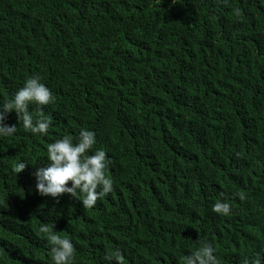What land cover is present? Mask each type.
Returning <instances> with one entry per match:
<instances>
[{
  "label": "trees",
  "instance_id": "trees-1",
  "mask_svg": "<svg viewBox=\"0 0 264 264\" xmlns=\"http://www.w3.org/2000/svg\"><path fill=\"white\" fill-rule=\"evenodd\" d=\"M34 73L53 124L0 138V264H51L39 226L53 221L75 264L114 248L123 264H183L198 236L220 264L264 251V0H0V99ZM81 128L114 181L87 209L39 195L33 175ZM221 194L228 217L212 211Z\"/></svg>",
  "mask_w": 264,
  "mask_h": 264
},
{
  "label": "clouds",
  "instance_id": "clouds-1",
  "mask_svg": "<svg viewBox=\"0 0 264 264\" xmlns=\"http://www.w3.org/2000/svg\"><path fill=\"white\" fill-rule=\"evenodd\" d=\"M237 13L239 9L236 10ZM56 100L53 91L43 82L39 73L27 77L23 85L10 97L0 99V138H11L17 131V125L34 137L47 136L53 124L51 114H46L42 106L53 104ZM30 105L36 111L29 110ZM14 112L17 124L6 123L8 115ZM96 133L81 128L78 135L63 134L46 147V159L34 171L35 189L41 196L58 199L68 194L81 202L83 208H92L98 200H103L113 191V179L106 174L111 158L103 148H94ZM30 164L23 159L17 160L12 171L17 174ZM70 182V186H69ZM243 201L246 194L234 193ZM233 205L226 199L218 198L212 205V211L224 217L232 213ZM55 221L41 223V233L50 245L51 264H75V247L70 238L56 233ZM196 247L183 257V264H220L216 248L207 239H196ZM108 264H123V256L119 248L107 252L104 257ZM240 264H264V251L254 256L244 257Z\"/></svg>",
  "mask_w": 264,
  "mask_h": 264
}]
</instances>
